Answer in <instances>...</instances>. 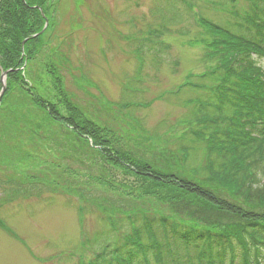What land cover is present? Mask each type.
<instances>
[{
    "label": "trees",
    "instance_id": "obj_1",
    "mask_svg": "<svg viewBox=\"0 0 264 264\" xmlns=\"http://www.w3.org/2000/svg\"><path fill=\"white\" fill-rule=\"evenodd\" d=\"M245 1V12L234 11L233 21L199 19L204 31L198 42L206 48L208 65L179 85L199 94L189 100L178 148L168 137L166 146H158L161 139L155 144L139 137L140 132L126 137L95 117L106 104L98 108L96 102L86 111L74 100L62 41L56 47L44 34L33 36L46 17L49 31L57 25L60 0L0 1V75L13 69L0 113L12 117L13 143L20 151L15 157L25 150L27 162L36 165L32 158L49 147L87 168L103 187L104 179L112 182L113 172H122V188L131 191L89 192L108 216V233L93 244L94 256L80 264H264V0ZM181 22L173 14L143 37L129 36L135 37L131 45L141 57L150 51L157 58L170 56L164 36ZM178 66L172 59V70ZM31 178V187L1 178L0 189L28 195L51 188L46 174Z\"/></svg>",
    "mask_w": 264,
    "mask_h": 264
},
{
    "label": "rangeland",
    "instance_id": "obj_2",
    "mask_svg": "<svg viewBox=\"0 0 264 264\" xmlns=\"http://www.w3.org/2000/svg\"><path fill=\"white\" fill-rule=\"evenodd\" d=\"M219 2L60 0L58 26L53 27L50 34L52 46L64 34L60 51L72 52L75 65L80 64L78 69L71 62L67 65L71 73L68 85L74 100L81 102L86 111H91L96 102L98 108L99 104H106L107 109L95 117L99 116L126 137L133 138L140 132L139 137H150L155 144L161 139L158 146H166L163 142L166 137L172 139L175 136L174 141L181 142V129L188 126L185 118L191 109L189 100L199 92L194 93L189 88L179 90V85L185 83L189 74L201 73L208 65L206 48L198 42V34L204 31L199 19L223 24L234 20L231 18L234 11L244 13L247 6L245 0L231 5H220ZM173 14H177L182 22L170 26L164 36L170 56L164 54L157 58L153 51L146 57L139 56L134 44L131 45L135 37L129 36L137 34V38H141L150 27ZM172 59L179 60L174 71ZM260 65L264 69V58ZM137 103L140 106L137 107ZM63 113L67 114L66 111ZM177 129L179 132L175 133ZM1 132L6 135L0 136V140L3 139L0 141V179L8 182L13 178L31 187V177L46 174L51 188L28 195L24 190L0 189V264H80L82 259L89 261L94 256L93 244L108 233V218H100V211L88 194L91 191H103L112 196L121 192L126 194L130 190L122 188L125 180L122 172H113L115 179L112 182L104 179L107 184L103 187L91 180L96 177L87 168L61 159L49 147L47 155L36 152L38 155L32 160L37 164L33 165L24 157L25 150H21L24 154L21 158L15 157L20 151H16L13 143L17 135L8 113H0ZM31 142L33 140L25 141L26 145ZM178 145L173 143L172 147L178 148ZM38 180L33 181L39 183ZM108 183H113L117 189H111ZM59 188L64 192L57 191Z\"/></svg>",
    "mask_w": 264,
    "mask_h": 264
},
{
    "label": "bare ground",
    "instance_id": "obj_3",
    "mask_svg": "<svg viewBox=\"0 0 264 264\" xmlns=\"http://www.w3.org/2000/svg\"><path fill=\"white\" fill-rule=\"evenodd\" d=\"M1 1V0H0ZM42 12H43V15H45L46 16V14H45V12H44V10H42ZM49 23H50V20L46 17V24L43 26V29L40 31V32H38L37 33V35L36 36H38V35H41V34H44L46 37V39H45V41L47 42V43H49L51 46H52V44H53V41H52V38H53V36H52V34H50L51 32L49 31V29L47 28V27H49ZM58 26V24L54 27V28H56ZM64 35V34H63ZM59 36L58 38H59V40H61V41H63V38H64V36ZM35 36V37H36ZM60 45V43H59V41L57 40L56 41V43H55V45L54 46H59ZM169 52V51H168ZM168 52H166V53H168ZM73 53L72 52H69L68 54H67V58H68V61L69 62H71V63H73L74 65H75V63H74V58H73ZM80 66V64H76L75 65V69H78V67ZM81 70H84V68H83V66H81ZM80 71V70H79ZM80 72H82V71H80ZM82 74H83V72H82ZM84 75V74H83ZM182 86H184V83H182L181 84ZM177 132H179L178 131V129L175 131V133H177ZM180 134H183V130H181V133ZM180 138H182L181 137V135L179 136ZM174 138H175V136H173V138H172V141H171V144H173V143H180V142H176V141H174ZM25 141L27 140V138H25L24 139ZM182 143V142H181ZM45 154H47V152H44ZM182 153H180V155H181ZM179 155V156H180ZM49 160V159H48ZM49 164V163H48ZM112 196V195H111ZM114 196V195H113ZM2 201V200H1ZM7 203H11V201H7ZM99 214H100V218H108V216H103L102 215V213L101 212H99ZM121 223L122 224H124L122 221H121Z\"/></svg>",
    "mask_w": 264,
    "mask_h": 264
},
{
    "label": "water",
    "instance_id": "obj_4",
    "mask_svg": "<svg viewBox=\"0 0 264 264\" xmlns=\"http://www.w3.org/2000/svg\"><path fill=\"white\" fill-rule=\"evenodd\" d=\"M28 39H26L24 42H26ZM10 70H13V69H10ZM10 70H4L2 71V74H1V81H2V85H3V88H2V91L0 93V101L6 91V88H7V76H8V73Z\"/></svg>",
    "mask_w": 264,
    "mask_h": 264
}]
</instances>
